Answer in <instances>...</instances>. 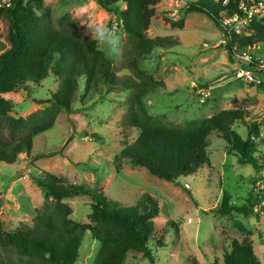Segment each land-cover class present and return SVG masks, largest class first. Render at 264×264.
I'll use <instances>...</instances> for the list:
<instances>
[{"label":"rangeland","instance_id":"374dc122","mask_svg":"<svg viewBox=\"0 0 264 264\" xmlns=\"http://www.w3.org/2000/svg\"><path fill=\"white\" fill-rule=\"evenodd\" d=\"M42 2L52 22L67 16L86 37L96 40L112 59V69L118 77L132 75L122 57L128 41L116 14L102 9L95 0ZM184 4V0H160L151 19L149 38L168 37L175 42L166 49L153 52L141 64L145 71L163 83L145 100L148 113L163 115L166 121L178 125L238 105L244 110L245 117L233 129L243 138L249 132L257 144L256 155L264 158V84L258 77L254 82L238 76V64L243 60L238 56L236 61L229 60L225 48L227 42L222 41L223 33L202 14H179ZM178 20L184 21L182 28L172 26ZM2 49L0 24V52ZM246 53L255 68L257 63L264 62V45L250 48ZM58 84L59 81L51 77L40 86L28 83L4 94L3 97L14 105L10 115L25 117L45 108L48 104L43 101ZM79 85L72 111H61L50 130L32 138L29 155L18 156L11 166L0 163V223L5 229L29 225L35 211L42 208L46 193L32 180L39 175L37 170H42L66 179L70 184L101 191L109 201L123 208L133 207L145 193L157 200L160 211L155 220L160 224L174 221L178 233L167 226L162 238H159L161 233L157 238L152 237V263L137 257L130 259L128 264H192V260L195 264L221 263L223 253L229 248L225 239L229 236L239 242L250 239L256 257L264 264V212L253 208L248 217L236 213L222 217L215 210L220 205L223 191L229 194L233 207L247 205L248 200L255 199V183L258 177L264 180V168L256 171L251 165L238 164L217 134L209 138L210 166L192 176L178 178L175 183L158 179L146 169L126 161L116 172L113 159L124 147L121 119L132 94L103 91L98 95L90 91L84 95L82 80ZM201 90L206 97L198 94ZM137 135V131H132L127 142L132 143ZM13 137L22 136L16 134ZM7 140L6 128L0 123V141ZM51 152L54 153L52 156L34 157ZM65 203L72 209L74 221L88 222L87 198L66 200ZM235 221L241 224L240 229L233 224ZM159 240L164 241L161 248L158 247ZM99 248L100 245L85 233L75 264H93ZM0 257L14 259L12 253L2 250Z\"/></svg>","mask_w":264,"mask_h":264},{"label":"trees","instance_id":"16d2710c","mask_svg":"<svg viewBox=\"0 0 264 264\" xmlns=\"http://www.w3.org/2000/svg\"><path fill=\"white\" fill-rule=\"evenodd\" d=\"M11 0L8 8H0L1 38L4 49L0 52V123L8 133L7 141H0V163L13 165L18 156L29 155L32 138L50 130L63 111L70 113L79 81H83V94L90 91L117 93L130 92L128 107L121 119L124 147L114 156V169L118 172L122 162L146 169L152 176L175 183L178 178L194 175L210 166L207 155L209 138L219 134L227 144V151L237 163L251 165L256 171L264 168V158L258 154L257 144L250 133L243 138L233 127L242 122L244 110L238 105L216 114L183 124H171L163 115L148 113L145 100L163 83L145 71L141 64L157 50L168 48L175 39L149 38L151 19L155 16L160 0H95L107 12L116 14L127 37L122 53L131 76L118 77L112 69V59L96 40L86 37L67 16L52 22L42 0ZM241 0H184L179 14L197 13L207 17L223 33L221 16L237 11ZM120 6V7H119ZM184 21L172 26L182 28ZM264 45V17L253 20L248 35H228L225 44L230 61H236L248 49ZM239 68L252 70L264 84V74L252 63L241 62ZM55 78L59 84L43 102L45 108L35 110L25 117H12L14 105L3 95L30 83L40 86L45 80ZM132 131L138 135L128 143ZM257 134V129H254ZM22 137L15 139L13 135ZM39 153L35 158L52 156ZM34 183L46 193V200L29 225L21 224L14 230L5 229L0 223V250L12 253L14 259H2L0 264H75L83 237L88 233L100 245L93 264H128L130 259L141 257L152 263L150 246L152 237L167 230L178 233L174 221L160 224L156 199L143 194L133 207L123 208L109 201L101 191L85 185L70 184L66 179L37 170ZM216 212L226 217L233 213L248 217L256 199L247 205L233 207L230 196L222 192ZM84 197L89 201L87 223L71 218L72 209L66 200ZM49 200V201H48ZM48 201V202H47ZM235 227L241 228L237 221ZM229 248L223 253L221 263L213 264H262L256 257L252 241L227 238ZM162 241V240H161ZM164 241L158 242V247ZM192 264H195L192 260Z\"/></svg>","mask_w":264,"mask_h":264},{"label":"built area","instance_id":"2783aa9c","mask_svg":"<svg viewBox=\"0 0 264 264\" xmlns=\"http://www.w3.org/2000/svg\"><path fill=\"white\" fill-rule=\"evenodd\" d=\"M11 5V0H0V8H8ZM264 17V0H241L238 3L237 11L221 16V25L223 28L222 41H228V35H248L250 24L253 20H260ZM121 23V22H120ZM243 62L251 63V60L246 52H243L240 56ZM256 70L264 74V62L257 63ZM240 77H246L248 81H254L255 75L252 70L238 68L236 73ZM256 82V81H254ZM196 88V86L194 87ZM199 90V89H197ZM198 93L203 97H206L207 94L203 92ZM185 188L189 189V185L185 184ZM255 199L256 203L254 205V211H263L264 212V180L263 177H258L255 183Z\"/></svg>","mask_w":264,"mask_h":264}]
</instances>
